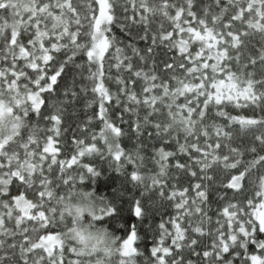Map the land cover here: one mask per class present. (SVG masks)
Here are the masks:
<instances>
[{"label":"snow or ice","instance_id":"6c2138e0","mask_svg":"<svg viewBox=\"0 0 264 264\" xmlns=\"http://www.w3.org/2000/svg\"><path fill=\"white\" fill-rule=\"evenodd\" d=\"M0 264H264V0H0Z\"/></svg>","mask_w":264,"mask_h":264}]
</instances>
